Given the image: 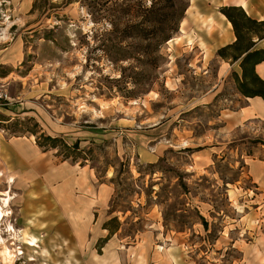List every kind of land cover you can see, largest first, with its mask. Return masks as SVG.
<instances>
[{
  "label": "rangeland",
  "instance_id": "1",
  "mask_svg": "<svg viewBox=\"0 0 264 264\" xmlns=\"http://www.w3.org/2000/svg\"><path fill=\"white\" fill-rule=\"evenodd\" d=\"M194 1L156 67L150 41L121 32L127 11L151 0H33L22 23L0 0V48L17 39L22 49L0 64L10 98L0 101V264H264V209L246 169L264 125H228L237 88L232 72L220 79L218 41L199 15L213 0ZM156 137L164 151L150 161ZM35 169L50 179L29 191L24 172ZM88 172L108 199L93 215H64Z\"/></svg>",
  "mask_w": 264,
  "mask_h": 264
},
{
  "label": "crops",
  "instance_id": "2",
  "mask_svg": "<svg viewBox=\"0 0 264 264\" xmlns=\"http://www.w3.org/2000/svg\"><path fill=\"white\" fill-rule=\"evenodd\" d=\"M32 2L33 0H6V5L4 7H6L8 11L5 12L4 17L10 19L9 21L14 20L20 23L28 20L27 13L31 9ZM194 2V0H189V5L185 12L184 21L187 22L188 25L189 20H192V15L194 13L193 10L194 8H196V5L194 6ZM212 4V8L214 10L213 12L209 11L199 13L201 20L206 21L207 24L210 25L208 28L202 25V32L204 33L205 39H216L218 41L216 46H214L212 50H214V48L218 49L221 46L230 44L235 40L234 32L230 22L225 18L224 15H222V13H220L219 10H217L220 7L226 5L240 6L251 18L257 20L264 19V0H213ZM189 16H191L190 19ZM182 31L183 30H181V32ZM214 34H216V38H213ZM185 35H187V32H184L182 34V36ZM254 42V48L264 47V38L259 40L256 39L254 40ZM20 44L21 41H17L16 39L14 43H11L7 47H5V50H3V48H0V64H14V61L18 60L20 54H22ZM0 47H4L3 44L0 43ZM254 69L257 75L264 80V61L257 63ZM219 72L220 79L226 78L231 72H235L239 77H241L239 60L232 62L230 60H224L221 58L219 61ZM234 95L238 98V100L236 99V102H238V104L234 108H231V110H229L230 113L228 114V125H231V127L234 128H237L242 124L245 126H250L251 128L255 127L252 125H264V99L260 96L246 97L242 95L237 89ZM159 139V137H156L151 142L154 145L153 148L155 150L154 152L148 154V157L151 158L150 161L155 160L158 155H160L164 151L162 140L159 141ZM199 154L201 158L207 157L205 156V153ZM246 164L247 176L250 179V183L254 189V191H251L252 195H250V200L253 202L254 209H264V145H260L256 149L255 154L247 158ZM39 172L40 171L37 169H35V172H30L28 170L24 172V174L26 175L24 183L29 184L27 186V189L30 188V184L33 182L35 183L41 180H46L47 182L50 179L46 177V175L48 176V174L43 175ZM57 172V169L52 170V174L57 175ZM53 178H55V176H53ZM27 179L28 182L26 181ZM93 179L94 178L89 172L82 175L80 183L83 185V187L81 190H86V193L84 195L78 196V199L76 200L77 204L71 206V210H68L69 208L65 207L62 203L61 205L64 209V215L72 214L74 215V217H76V219L80 216L93 215V213H96V210H98L97 206L94 207L95 205H97L96 200H100L101 203L106 202V200L108 199V188L105 187L107 186H101L100 191L97 192L96 190V193L93 195V189H95ZM63 186H65L64 182ZM65 193L66 192L62 191V189L60 188V185L54 189L53 197L57 204H59L58 201L60 203L61 201H63L62 198H65V196L62 194ZM70 197H72L71 193L68 198ZM78 221L79 220H76V222ZM99 260L100 261L97 262H101V264H121L118 258L117 261H115V258L108 259L105 256H100ZM132 260L133 261L127 262H129V264H157L154 259H149L151 261H146V258L144 256H136L133 257ZM169 264H172L171 261H169Z\"/></svg>",
  "mask_w": 264,
  "mask_h": 264
},
{
  "label": "trees",
  "instance_id": "3",
  "mask_svg": "<svg viewBox=\"0 0 264 264\" xmlns=\"http://www.w3.org/2000/svg\"><path fill=\"white\" fill-rule=\"evenodd\" d=\"M73 1L76 0H65L64 4L67 5ZM127 1L122 0V2ZM187 6L188 4L181 0H151L150 7L144 10V6L137 3L127 11V15L133 11L130 15L131 25H126L121 32L126 36L133 33L135 37L138 36L142 40L146 37L150 41L149 47L154 55L153 64L158 67V59L163 58L161 48L177 33ZM219 11L230 22L235 40L219 47L217 55L232 62L239 60L241 77L235 72L232 73V76L237 90L242 95L246 97L260 96L264 99V80L257 75L254 69L257 63L264 61V47L254 48L255 42L251 39L253 35H256L258 40L264 38V19L251 18L242 7L235 5L222 6ZM147 23L150 28L148 30ZM44 140H49L52 143L56 141L55 138L48 136Z\"/></svg>",
  "mask_w": 264,
  "mask_h": 264
},
{
  "label": "bare ground",
  "instance_id": "4",
  "mask_svg": "<svg viewBox=\"0 0 264 264\" xmlns=\"http://www.w3.org/2000/svg\"><path fill=\"white\" fill-rule=\"evenodd\" d=\"M170 40H171V39H170ZM0 175H1V174H0ZM46 177H48V176L46 175ZM12 178H13L12 176L8 177V178H7V181L10 182V183L13 182ZM36 188H37V186L35 185V183H31V184H30L29 191H34ZM32 194H34V193H32ZM34 196L36 197L35 194H34ZM44 196H45V197H48V193L45 192ZM33 198H34V197H31L30 199L33 200ZM42 200H43V198L40 196V201H42ZM1 215H2V211H0V216H1ZM34 241H35V237H32V238L30 239V245H34ZM66 263H67V264H70V262H68V261H67ZM71 263H73V262H71Z\"/></svg>",
  "mask_w": 264,
  "mask_h": 264
},
{
  "label": "built area",
  "instance_id": "5",
  "mask_svg": "<svg viewBox=\"0 0 264 264\" xmlns=\"http://www.w3.org/2000/svg\"><path fill=\"white\" fill-rule=\"evenodd\" d=\"M9 97L7 95V93H5L4 91L0 90V101H4V103H7L9 101Z\"/></svg>",
  "mask_w": 264,
  "mask_h": 264
}]
</instances>
